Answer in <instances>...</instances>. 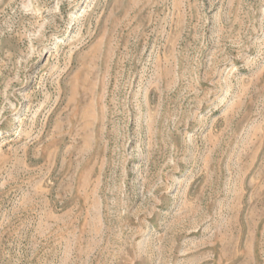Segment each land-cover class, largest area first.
Instances as JSON below:
<instances>
[{
	"label": "rangeland",
	"instance_id": "1",
	"mask_svg": "<svg viewBox=\"0 0 264 264\" xmlns=\"http://www.w3.org/2000/svg\"><path fill=\"white\" fill-rule=\"evenodd\" d=\"M0 264H264V0H0Z\"/></svg>",
	"mask_w": 264,
	"mask_h": 264
}]
</instances>
